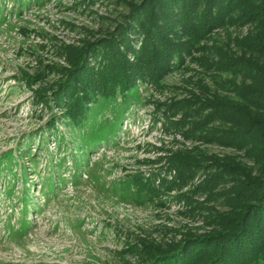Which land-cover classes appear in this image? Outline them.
Masks as SVG:
<instances>
[{
    "label": "rangeland",
    "instance_id": "obj_1",
    "mask_svg": "<svg viewBox=\"0 0 264 264\" xmlns=\"http://www.w3.org/2000/svg\"><path fill=\"white\" fill-rule=\"evenodd\" d=\"M140 1L0 0V264H177L173 247L216 233L219 214L235 219L251 202L226 206L238 194L227 197L235 188L222 165L255 174L257 163L218 140L230 123L200 106L231 95L205 47L249 25L208 32L204 48L153 80L110 87L96 71L119 53L135 60L120 25L138 48L129 18ZM70 77L101 79L79 114L60 90Z\"/></svg>",
    "mask_w": 264,
    "mask_h": 264
},
{
    "label": "trees",
    "instance_id": "obj_2",
    "mask_svg": "<svg viewBox=\"0 0 264 264\" xmlns=\"http://www.w3.org/2000/svg\"><path fill=\"white\" fill-rule=\"evenodd\" d=\"M129 19L134 29L140 28V46H133L129 36L121 34L124 28L121 25L120 35L124 45L132 48L130 50L135 60L125 59L124 54L119 53L120 59L111 61L115 63L113 68L96 71L98 76L104 74L101 76L103 81L86 77L83 85L71 86L74 78L71 80L70 77V84H60V90L64 85L68 88L63 94L67 96L72 113L84 112L80 102L84 104L89 90L95 92L101 87L99 79L104 84L111 82L110 87L123 85L129 89L136 77L153 80L157 77L158 68L164 69L173 59H176V64H180L186 54L204 48L205 43L202 41L208 38V32L217 28L249 25L246 32H229L225 41L214 39L211 45L205 47L206 54L202 59L211 54L216 57L214 63L219 70L218 75H215L216 81L231 95L215 101L201 99L200 106L215 110L210 122L221 120L230 123V127L225 126L229 129L223 128L230 131L225 135L226 140L217 133L218 140L243 149L257 163L255 174L248 173L251 171H245L246 168L232 167L223 171L226 164L222 165L219 174L226 172L228 178L231 176L235 188L227 197L231 200L232 196L238 194L233 202H226V206L232 203L237 205L245 198H250L251 202L230 211L235 219L223 221L225 215L219 214L223 218L215 219L214 222L221 223L222 227L216 233L190 237L185 241V247L181 244L173 247L172 254L179 260L177 264H264V0H142L136 3ZM160 49L164 52H160ZM160 53L167 59V65L158 56ZM104 60H107L106 57ZM121 80L125 83H120ZM70 90L76 91L78 97H71ZM83 90L88 93L85 94ZM107 90L112 93L111 89ZM208 127L218 129L221 126ZM205 132V136L211 134ZM228 136L234 139L230 140ZM226 192L228 188L223 191L224 194ZM196 244L200 247L199 252L194 249ZM192 249L191 259L187 261Z\"/></svg>",
    "mask_w": 264,
    "mask_h": 264
}]
</instances>
